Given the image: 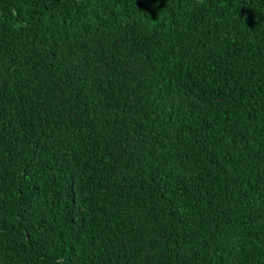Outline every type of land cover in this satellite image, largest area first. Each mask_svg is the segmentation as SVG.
Returning <instances> with one entry per match:
<instances>
[{
  "label": "trees",
  "instance_id": "1",
  "mask_svg": "<svg viewBox=\"0 0 264 264\" xmlns=\"http://www.w3.org/2000/svg\"><path fill=\"white\" fill-rule=\"evenodd\" d=\"M0 264H264V0H0Z\"/></svg>",
  "mask_w": 264,
  "mask_h": 264
}]
</instances>
